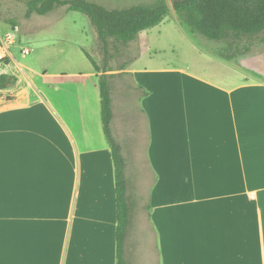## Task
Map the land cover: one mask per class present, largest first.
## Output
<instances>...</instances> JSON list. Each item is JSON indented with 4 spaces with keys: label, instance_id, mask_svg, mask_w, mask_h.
I'll return each instance as SVG.
<instances>
[{
    "label": "crops",
    "instance_id": "0c3cea01",
    "mask_svg": "<svg viewBox=\"0 0 264 264\" xmlns=\"http://www.w3.org/2000/svg\"><path fill=\"white\" fill-rule=\"evenodd\" d=\"M172 3L169 14L186 32ZM68 13L40 30L64 32L58 23ZM31 41L47 55L39 73L8 71L12 61L22 68L14 58L0 65L16 78L0 91V264H116L101 73L84 54L78 69L59 68L49 56L60 44ZM213 60L226 65L202 74L150 58L125 70L146 131L135 164L122 145L127 264H264V44Z\"/></svg>",
    "mask_w": 264,
    "mask_h": 264
},
{
    "label": "rangeland",
    "instance_id": "374dc122",
    "mask_svg": "<svg viewBox=\"0 0 264 264\" xmlns=\"http://www.w3.org/2000/svg\"><path fill=\"white\" fill-rule=\"evenodd\" d=\"M96 1H100L108 7H123L150 2V0ZM166 1L171 5L175 0ZM25 2L26 0H0V36L2 38L7 35L12 36L15 43L11 47V53L15 61L22 65V68H18L12 61V64L6 69L20 75H25L30 69L39 73L41 71L40 60L47 57V55L44 51H36L33 45L34 41L31 40H37L40 47H42V44L52 41L60 44L59 49L63 51L49 56H58L59 62L56 65L59 68L63 66V69H67V67L68 69H78L79 62L84 58L82 56L85 52L101 67L114 72L115 75L111 80L112 92L114 93L111 96L114 118L112 131L123 147L129 153L131 152V156L128 158L130 164H135L140 156L146 131L134 102V98L138 97L140 92L135 90L130 77L125 72L126 69L133 65L143 64L148 59L153 58L161 64L179 65L202 74L213 73V70L217 69H212V67L226 65L223 62L213 63V58L242 53L252 43L244 39L234 47L225 49V43L206 40L192 34L187 26L184 27L186 32H183L174 23L173 17L168 14L166 21L168 20L170 23L165 21L166 27H163V25L143 31L134 42L128 44L110 42L105 55L89 20L84 15L69 12L58 23L63 25L64 32L51 34L52 27L46 30L40 29L46 22L52 25L56 24L58 21H53L56 18L55 15L65 12V8H59L46 16L34 14L26 18ZM12 22L16 25L15 27L12 26ZM13 27L14 30H12ZM82 30L84 31L81 33ZM66 39L77 41L80 44V49L77 46L70 45ZM253 41L258 42V39ZM22 48L31 50V54L22 57L20 53ZM231 64L233 65V63ZM2 68L5 69V66H2ZM3 69L0 70L3 72ZM228 70L229 65H227ZM122 155L126 159L124 152H122Z\"/></svg>",
    "mask_w": 264,
    "mask_h": 264
},
{
    "label": "trees",
    "instance_id": "16d2710c",
    "mask_svg": "<svg viewBox=\"0 0 264 264\" xmlns=\"http://www.w3.org/2000/svg\"><path fill=\"white\" fill-rule=\"evenodd\" d=\"M25 17L46 16L58 8L66 12H77L89 20L96 33L103 53L112 43L128 44L138 35L154 28L164 21L170 10L166 0H154L148 4H138L121 9L106 8L87 0H26ZM172 9L179 20L192 34L206 40L223 42L225 49L237 45L242 40L264 44V0H175ZM12 26H16L12 22ZM251 43V44H252ZM247 47L242 53H246ZM86 58L99 78V92L103 131L109 144L115 166V194L117 211L116 264H127L124 258V241L130 222V205L127 201L125 177L126 159L122 155V144L113 135L112 121V84L115 74L101 67L87 53ZM237 54L222 56L230 59ZM8 63V60L5 61ZM16 78L0 74V91L14 86ZM7 100H11L10 97Z\"/></svg>",
    "mask_w": 264,
    "mask_h": 264
},
{
    "label": "built area",
    "instance_id": "2783aa9c",
    "mask_svg": "<svg viewBox=\"0 0 264 264\" xmlns=\"http://www.w3.org/2000/svg\"><path fill=\"white\" fill-rule=\"evenodd\" d=\"M14 39L12 36L7 35L2 38L0 36V65L4 64L6 60L13 59V55L11 53V47L14 46ZM21 56H27L30 54V50L27 48L20 49Z\"/></svg>",
    "mask_w": 264,
    "mask_h": 264
},
{
    "label": "water",
    "instance_id": "95a60500",
    "mask_svg": "<svg viewBox=\"0 0 264 264\" xmlns=\"http://www.w3.org/2000/svg\"><path fill=\"white\" fill-rule=\"evenodd\" d=\"M13 29H14V27H13Z\"/></svg>",
    "mask_w": 264,
    "mask_h": 264
}]
</instances>
